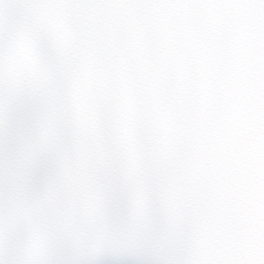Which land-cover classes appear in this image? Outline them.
<instances>
[{
  "label": "snow or ice",
  "instance_id": "6c2138e0",
  "mask_svg": "<svg viewBox=\"0 0 264 264\" xmlns=\"http://www.w3.org/2000/svg\"><path fill=\"white\" fill-rule=\"evenodd\" d=\"M0 264H264V0H0Z\"/></svg>",
  "mask_w": 264,
  "mask_h": 264
}]
</instances>
